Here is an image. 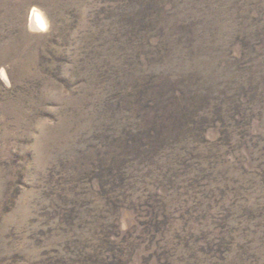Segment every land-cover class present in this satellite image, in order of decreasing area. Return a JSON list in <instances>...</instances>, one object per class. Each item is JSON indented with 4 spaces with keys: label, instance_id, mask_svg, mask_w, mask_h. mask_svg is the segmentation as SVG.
I'll return each mask as SVG.
<instances>
[{
    "label": "rangeland",
    "instance_id": "obj_1",
    "mask_svg": "<svg viewBox=\"0 0 264 264\" xmlns=\"http://www.w3.org/2000/svg\"><path fill=\"white\" fill-rule=\"evenodd\" d=\"M0 264H264V0H0Z\"/></svg>",
    "mask_w": 264,
    "mask_h": 264
},
{
    "label": "bare ground",
    "instance_id": "obj_2",
    "mask_svg": "<svg viewBox=\"0 0 264 264\" xmlns=\"http://www.w3.org/2000/svg\"><path fill=\"white\" fill-rule=\"evenodd\" d=\"M32 22L37 27H41L43 25L41 16L38 13H36L35 11L33 12Z\"/></svg>",
    "mask_w": 264,
    "mask_h": 264
}]
</instances>
